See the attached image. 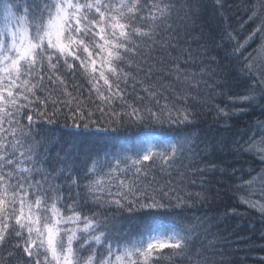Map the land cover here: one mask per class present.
Instances as JSON below:
<instances>
[{"label": "snow or ice", "instance_id": "6c2138e0", "mask_svg": "<svg viewBox=\"0 0 264 264\" xmlns=\"http://www.w3.org/2000/svg\"><path fill=\"white\" fill-rule=\"evenodd\" d=\"M216 3L221 4V0ZM178 10L191 18L199 11V4L196 0L182 4L176 0H0V248H9V256L20 250L24 264H215L211 242L197 246L200 237L195 225L179 216L160 215L190 207L188 201L177 197L172 203L168 197L165 202L167 192L157 198L156 188L151 194L148 191L151 184L141 187L120 175L131 170L136 180L147 178L157 166L161 170L173 168L186 152L198 155L191 133L145 140L132 150L105 151L85 168L88 183L84 187L93 202L115 180L126 191H118L120 198L106 203L142 214L139 233L121 241L113 238L106 220L81 211L78 200L64 204L61 186L48 184L51 173L44 166L47 141L39 138L34 127L41 119L56 124L64 108L71 127L78 130L73 133L76 136L115 133L131 125L169 129L191 125L194 113L175 102L186 105L188 97L173 89L170 100L152 79L157 73H167L176 82L189 80L175 59L164 68L163 56L157 55L159 50L171 55L169 49L174 45L171 38L164 40L162 33L171 37L169 21ZM248 19H258L259 23L242 42L231 33L228 37L236 41L233 55L242 58V74L252 81L249 92L233 102L251 105L264 97V63L257 64L258 59L264 61V0L253 3ZM257 34L261 45L244 55ZM66 74L73 80V90L79 88L74 82L77 75L85 79L88 99L94 94L101 102L98 110L104 113L108 107L115 119H93L84 99L69 90ZM129 86L134 92L139 87L143 93L136 95L139 106L125 99ZM257 87L261 88L259 95ZM54 92L59 95L54 96ZM117 101L126 110L112 109ZM244 110L233 109L232 114ZM217 111L224 117L230 115L218 106ZM257 131L261 139L255 140L253 133L243 150L264 162V121L258 122ZM57 159L54 171L78 190L80 179L70 155H58ZM109 159L111 164L102 173L103 162ZM37 174L41 179H36ZM239 187L247 192L241 202L264 214V169L255 176L250 173ZM257 195L260 199L253 198ZM196 196L203 199L201 193Z\"/></svg>", "mask_w": 264, "mask_h": 264}, {"label": "trees", "instance_id": "16d2710c", "mask_svg": "<svg viewBox=\"0 0 264 264\" xmlns=\"http://www.w3.org/2000/svg\"><path fill=\"white\" fill-rule=\"evenodd\" d=\"M176 2L182 4L184 0ZM196 2L199 4V11L191 18H186L183 10L173 13L169 21L172 25L171 37L167 32L162 33V38H171L174 45L169 49L171 55L163 50L157 53L163 56L162 67L168 68L175 59L189 75V80L176 82L167 73H157L152 77L157 81L156 86L170 100H173V89L188 97L186 105L180 101L175 102L194 113V122L191 125L174 126L172 129L166 126L152 128L131 125L115 133L76 136L73 133L78 130L71 127L72 120L68 110L64 108L56 124L50 125L41 119L34 125L40 133L39 138L47 141L45 147L48 157L44 166L51 173L48 184L61 186L64 204L78 200L81 211L88 215L96 214L102 221L106 220L114 239H131L140 231L142 214L129 213L114 204L106 203L119 199L116 195L118 191H126L119 188L115 180L99 192L97 195L100 199L93 202L84 187L88 183L85 168L97 156L102 158L105 151L117 152L124 147L132 150L145 140L171 139L176 135L191 133L196 140L198 155L191 156L186 152L173 168L161 170L157 166L147 178L136 180L131 170L127 174L120 173L121 178L133 181L141 187L151 184L148 191L151 194V189L156 188L157 198L167 192L165 202H168V197L172 198V203L176 202L177 197L188 201L190 207L172 209L160 215L179 216L184 218L185 223L195 225L200 237L197 246L209 245L211 242V246L215 248V264H264V214L241 202V197L246 196L247 192L239 187L250 178V173L255 176L264 169V162L257 155L243 150L245 142L253 136L254 131V139L257 140L256 136L261 139L257 127L259 121H264V97L251 105L233 102V98L246 95L252 84L242 74V58L233 55V49L236 41L242 42L259 23L258 19H248L253 3H258V0H221L219 5L216 0ZM229 33L236 37V41L229 39ZM259 38V34L253 37L244 49V55L254 52ZM66 79L69 90H73V80L68 74ZM74 82L79 88L73 91L84 99L87 109L92 110L93 119L101 122L115 119L108 107L105 106L104 113L98 110L101 102L95 99L94 94L91 100L88 99L89 85L85 79L77 75ZM256 93H261L260 87L256 88ZM137 94H143L139 87L134 92L129 86L125 99L139 106ZM39 95L43 97L45 93ZM53 95L58 96L59 93L54 92ZM163 102L162 100L161 103ZM217 106L229 111V117L220 115ZM111 108L117 112L126 110V106L119 101ZM240 108L245 110L232 114L233 109ZM136 128L141 135H132V130ZM205 148L207 151H204ZM66 154L70 155L72 167L79 176L78 190L72 188L67 179L54 171L59 163L58 155L62 158ZM128 154L132 155L133 152L129 151ZM103 163L102 173L107 171L111 160ZM36 179H41L39 174ZM255 187L259 191L260 186L257 184ZM161 188L163 192L160 191ZM196 193H201L203 199L197 197ZM253 198L260 199V196ZM9 250L0 248V264H24L25 257L20 250H13L12 256H9ZM174 264L186 262L176 261Z\"/></svg>", "mask_w": 264, "mask_h": 264}, {"label": "bare ground", "instance_id": "6f19581e", "mask_svg": "<svg viewBox=\"0 0 264 264\" xmlns=\"http://www.w3.org/2000/svg\"><path fill=\"white\" fill-rule=\"evenodd\" d=\"M261 43H262V41H261V39L259 38V44L256 46V49L258 48V46L259 45H261ZM255 49V50H256ZM245 51V50H244ZM246 53V52H245ZM254 53V52H253ZM257 64H258V62H257ZM259 65V64H258ZM254 133H256L255 131H254ZM132 135H141V133H140V130L138 129V128H136V129H133L132 130ZM256 138H257V140L259 141V136H256Z\"/></svg>", "mask_w": 264, "mask_h": 264}, {"label": "rangeland", "instance_id": "374dc122", "mask_svg": "<svg viewBox=\"0 0 264 264\" xmlns=\"http://www.w3.org/2000/svg\"><path fill=\"white\" fill-rule=\"evenodd\" d=\"M257 62H258V64H261V63H264V61H262V60H257ZM261 89V88H260Z\"/></svg>", "mask_w": 264, "mask_h": 264}]
</instances>
